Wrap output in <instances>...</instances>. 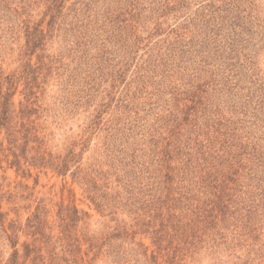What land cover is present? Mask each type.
<instances>
[{"label": "trees", "instance_id": "1", "mask_svg": "<svg viewBox=\"0 0 264 264\" xmlns=\"http://www.w3.org/2000/svg\"><path fill=\"white\" fill-rule=\"evenodd\" d=\"M67 2H22L21 9L40 3L41 20L56 21L65 14ZM256 2L210 0L203 8L208 17L203 37L215 46L211 80L191 78L184 91L174 94L168 121L165 125V118L160 120V133L149 141L148 153L132 155L121 165V174L84 167L75 144L65 154L47 151L29 108L40 66L26 62L17 75L0 73V86L6 88L0 94V129L9 144V168L55 174L63 181L62 196L71 177L97 214L109 218L92 223V216L71 200L72 189L53 213L46 200H32L28 187L10 188L0 176V235L12 250L5 264H96L101 258L125 264L129 256L139 264H182L190 250L228 233L245 242L257 238L255 223L244 220L241 211L253 191L262 190L264 214V179L255 175L264 173V76H238L233 64L258 38L253 31L261 29ZM41 20L28 31L25 56L43 46ZM20 83L26 104L21 101L15 111L12 98ZM97 225L101 228L94 230ZM248 263L264 264V243L250 248Z\"/></svg>", "mask_w": 264, "mask_h": 264}, {"label": "rangeland", "instance_id": "2", "mask_svg": "<svg viewBox=\"0 0 264 264\" xmlns=\"http://www.w3.org/2000/svg\"><path fill=\"white\" fill-rule=\"evenodd\" d=\"M209 1L68 0L65 14L50 21L49 17L41 20L40 3L21 9L22 2L37 0H0V73L17 75L26 62L40 66L29 108L47 151L65 154L75 144L76 152L82 151L84 167L121 174V165L129 163L132 155L148 153L149 141L160 133V120L165 118V125L168 121L174 94L184 91L191 78L192 82L199 76L200 82L211 80L215 46L203 37L208 20L203 8ZM255 14L261 26L253 30L258 38L233 59L238 76L246 78L264 76V39L259 41L264 36V0H257ZM40 20L46 33L43 46L25 56L28 31ZM22 90L20 83L12 98L15 111L21 101L26 104ZM5 91L0 86V94ZM8 148L6 132L0 129V176L7 178L10 188L28 187L32 200H46L53 213L54 205L67 200L72 189L71 200L92 216V223L109 221L97 214L71 177L66 178L62 196L63 181L55 174L32 167L30 173L9 168ZM255 175L264 179L262 170ZM261 197L262 190H254L241 211L244 220L255 223V240L245 242L228 233L225 239L208 240L190 250L182 264H245L250 248L254 251L264 243ZM26 217L24 213L22 221ZM144 243L148 245L147 240ZM11 253L0 235L1 264ZM132 259L126 257L125 264H139ZM110 261L101 258L96 264H113Z\"/></svg>", "mask_w": 264, "mask_h": 264}]
</instances>
